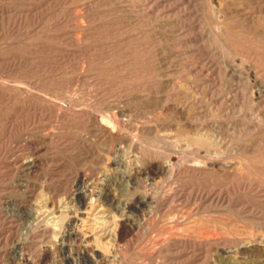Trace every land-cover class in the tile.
I'll return each instance as SVG.
<instances>
[{
	"label": "rangeland",
	"instance_id": "1",
	"mask_svg": "<svg viewBox=\"0 0 264 264\" xmlns=\"http://www.w3.org/2000/svg\"><path fill=\"white\" fill-rule=\"evenodd\" d=\"M256 250L264 0H0V264Z\"/></svg>",
	"mask_w": 264,
	"mask_h": 264
},
{
	"label": "bare ground",
	"instance_id": "2",
	"mask_svg": "<svg viewBox=\"0 0 264 264\" xmlns=\"http://www.w3.org/2000/svg\"><path fill=\"white\" fill-rule=\"evenodd\" d=\"M106 124V123H105ZM31 162V161H30ZM32 163V162H31ZM30 165V164H29ZM33 165V163H32ZM30 167V166H29ZM160 174V173H159ZM141 197V196H140ZM129 203V202H128ZM137 207V206H136ZM174 227V226H173ZM117 228V227H116ZM249 230V229H248ZM193 234L195 235V237L193 238H189V241L191 243H193V245L195 246L196 244H203V246H210L213 245V243L215 244V242H218L219 239H216V233L211 232V231H207L201 228H196ZM214 233V234H213ZM242 233V232H241ZM248 233V232H247ZM170 235V234H169ZM179 235V234H178ZM182 235V234H181ZM228 235V234H227ZM250 238L253 236V234H249ZM199 237H201L202 239H200ZM96 238V237H95ZM218 238V237H217ZM167 239V238H166ZM174 239V238H173ZM180 239V238H178ZM168 241V240H167ZM173 241V240H172ZM186 241V240H185ZM177 242V241H176ZM187 242V241H186ZM221 242V241H220ZM232 242V241H231ZM169 243V242H168ZM178 243V242H177ZM243 243V242H242ZM255 243V242H254ZM173 245V244H172ZM175 247V246H174ZM177 248V247H176ZM239 248V247H238ZM162 250V249H161ZM168 251V249H167ZM257 255H259V257L264 258V251H260V250H256ZM199 253V252H198ZM206 256V255H205Z\"/></svg>",
	"mask_w": 264,
	"mask_h": 264
}]
</instances>
